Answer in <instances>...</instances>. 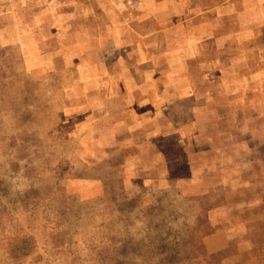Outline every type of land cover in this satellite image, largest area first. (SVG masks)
I'll return each mask as SVG.
<instances>
[{"label":"rangeland","instance_id":"obj_1","mask_svg":"<svg viewBox=\"0 0 264 264\" xmlns=\"http://www.w3.org/2000/svg\"><path fill=\"white\" fill-rule=\"evenodd\" d=\"M60 40L0 48V264H264V84L204 65L90 104L98 53Z\"/></svg>","mask_w":264,"mask_h":264},{"label":"crops","instance_id":"obj_2","mask_svg":"<svg viewBox=\"0 0 264 264\" xmlns=\"http://www.w3.org/2000/svg\"><path fill=\"white\" fill-rule=\"evenodd\" d=\"M63 35L85 39L83 55L98 53L97 85L85 93L90 104L125 97V107L137 105L140 88L119 83L204 65L222 75L241 69L264 84V0H0V48L23 61L40 58L41 46ZM107 51L121 54L112 66ZM116 87L125 96L113 100Z\"/></svg>","mask_w":264,"mask_h":264}]
</instances>
